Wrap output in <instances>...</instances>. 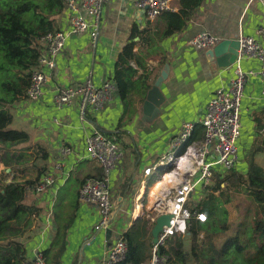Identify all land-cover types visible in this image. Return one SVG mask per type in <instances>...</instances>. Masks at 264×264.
I'll list each match as a JSON object with an SVG mask.
<instances>
[{
  "label": "crops",
  "instance_id": "0c3cea01",
  "mask_svg": "<svg viewBox=\"0 0 264 264\" xmlns=\"http://www.w3.org/2000/svg\"><path fill=\"white\" fill-rule=\"evenodd\" d=\"M133 1L108 0L101 15L96 48L90 47L84 33L69 36L55 60L51 81L43 96L35 102L22 99L13 105L11 125L28 135L23 147L30 149L26 170L22 169L27 176L20 178L35 177L36 171L31 167L34 164L37 168L46 167V175H52L55 180L44 192L32 190L26 198L27 204L41 209L36 227L25 242L27 259L36 252L47 251L50 264H101L103 260L109 236L94 231L98 221L95 206L78 199L79 188L86 178L102 177L98 162L87 158L83 142L92 125L115 134L123 152L117 168L109 176L115 208L109 229L117 238L137 219L146 218L153 225L150 221L153 197L151 200L149 197L154 192L151 191L153 185L160 180L154 179L157 175L154 173L146 176L144 170L168 153L170 140L179 133L184 122L195 123V136L202 137L199 120L204 106L213 92L225 86L234 73L233 67L218 68L207 60L205 52L208 49L193 47L192 38L205 31L220 41L237 38L239 34L258 39L257 29L264 26V3L258 0H203L186 28L160 44L169 72L160 87L164 102L159 115L151 122L142 119L146 92L142 93L141 86L125 100L114 91L100 110H87L83 118L79 116L77 100L68 107L56 106L57 88L75 87L88 76L96 85L112 77L114 61L121 48L136 29L144 28L147 20L134 7ZM178 9V2L174 0L170 11ZM67 27V14L64 13L58 20V30ZM158 59L157 55L144 59L146 70L150 72V87L163 67H158ZM131 66L137 70L132 78L135 82L144 74V69L137 68L134 62ZM243 69L257 72L258 64L249 60L243 62ZM263 88V78L257 74L247 76L240 115L239 168L244 164L253 138L250 114L264 106ZM62 146L69 147L70 153L64 157V166L59 172L53 167L61 161L59 150ZM45 153L43 161L40 157ZM118 214L121 216L117 217Z\"/></svg>",
  "mask_w": 264,
  "mask_h": 264
},
{
  "label": "trees",
  "instance_id": "16d2710c",
  "mask_svg": "<svg viewBox=\"0 0 264 264\" xmlns=\"http://www.w3.org/2000/svg\"><path fill=\"white\" fill-rule=\"evenodd\" d=\"M178 11L161 12L121 48L114 61L111 80L121 100L141 86L144 94L150 88V72L144 59L157 55L158 67L166 63L160 44L181 33L194 17L203 0H177ZM65 13L62 0H0V264H24L25 242L34 231L41 209L26 203L29 193L46 175V167L37 168L29 179H16L23 171L22 158L29 148L19 147L28 135L11 129L13 105L25 99L30 74L37 68L43 53L39 38L58 30V20ZM134 38H138L134 41ZM144 74L135 82L137 70ZM253 138L244 164L225 172H216L207 189H199L186 202L192 214L202 213L187 221L184 235H174L160 248L166 264H264V166L258 158L264 155V106L252 111ZM241 152V149H240ZM27 157V156H26ZM46 159V153L40 157ZM239 211L230 219L229 206ZM148 219H137L121 235L126 255L118 264H144L150 258L151 235ZM185 240L189 241L188 254ZM55 246V243L54 245ZM50 264L49 253H42Z\"/></svg>",
  "mask_w": 264,
  "mask_h": 264
},
{
  "label": "built area",
  "instance_id": "2783aa9c",
  "mask_svg": "<svg viewBox=\"0 0 264 264\" xmlns=\"http://www.w3.org/2000/svg\"><path fill=\"white\" fill-rule=\"evenodd\" d=\"M67 14L66 30L49 32L39 38L43 45V53L38 59V66L30 74L25 99L29 102L38 101L44 94L47 84L51 81V72L55 68V60L64 48L69 36L84 33L89 38V45L95 49L98 44L99 27L103 8L108 0H62ZM174 0H134V7L143 16L154 20L161 12L170 11ZM264 3V0H258ZM259 38L244 34L237 36L239 44L237 58L232 66L234 73L222 88L213 92L204 106L199 120L203 129L201 138H196V124L184 122L180 131L170 140L171 152L162 155L144 174L160 173L158 181L169 186L164 187L152 202L154 223L160 214L170 215L169 224L163 226L156 243H151L150 258L144 264H166V258L160 254V248L174 235H184L187 221L195 217L204 222V214H192L186 202L199 189H207L216 172H225L236 168L240 158V115L242 98L247 76L259 75L264 79V26L257 29ZM220 40L208 32L202 31L191 40L197 49H210ZM254 60L258 64L257 72L243 69V62ZM115 86L111 78H105L99 85L93 83L88 76L75 87L56 89L54 103L58 107H68L73 101L78 102L80 118L87 110L98 111L110 100ZM264 100V88L261 91ZM86 156L98 162L102 170L101 178H86L78 191L80 202L95 206L98 221L94 227L96 233L105 232L114 217L115 208L111 198L109 176L117 168L123 152L118 145L115 134L107 133L100 126L92 125L84 138ZM70 148L62 146L59 150L61 161L55 163L53 169L61 171L64 157ZM54 177L44 175L35 185L34 192L42 193L54 184ZM203 217V219H202ZM126 244L121 235L105 251L101 264H118L124 260ZM24 264H46L42 252H36Z\"/></svg>",
  "mask_w": 264,
  "mask_h": 264
},
{
  "label": "water",
  "instance_id": "95a60500",
  "mask_svg": "<svg viewBox=\"0 0 264 264\" xmlns=\"http://www.w3.org/2000/svg\"><path fill=\"white\" fill-rule=\"evenodd\" d=\"M238 48L239 44L237 38L223 39L214 47L208 49L205 52V57L218 68H229L234 65L238 54ZM168 72L169 65L168 63H165L152 86L146 91L142 103L143 121L151 122L159 115L160 106L164 102V97L161 93L160 87L162 82L167 78ZM170 217L171 216L167 214H160L154 220L153 226L150 230L152 244L156 243L158 234L162 227L169 224ZM105 234L107 238L109 236L107 244L109 248L116 239V234L111 232L109 228L105 231Z\"/></svg>",
  "mask_w": 264,
  "mask_h": 264
},
{
  "label": "rangeland",
  "instance_id": "374dc122",
  "mask_svg": "<svg viewBox=\"0 0 264 264\" xmlns=\"http://www.w3.org/2000/svg\"><path fill=\"white\" fill-rule=\"evenodd\" d=\"M11 129H15V130H18L17 129V127L13 124V125H10L9 126ZM24 145H20L19 147H23ZM168 152H171V149H169V151ZM27 156V154L22 158V162H25V163H22V166H23V168H25L24 170H26V162H28L29 161V157H26ZM245 157V156H244ZM258 161H259V163L262 165V166H264V155H262V156H260L259 158H258ZM22 168V169H23ZM4 169V166L2 165V164H0V172L2 171ZM23 170V171H24ZM23 171H17L16 172V179L17 180H20V179H22V178H20V177H25V176H27V174H25V172L23 173ZM18 174V175H17ZM29 177H30V175H29ZM160 178V173H158V175H156V177L154 178L155 180L156 179H159ZM229 211H230V219L231 220H233V219H236L237 217H238V215H239V211H238V209H236V207H235V205H231V206H229ZM121 216V214H118L117 215V217H120ZM159 216V215H158ZM157 216V217H158ZM156 217V218H157ZM153 226V225H152ZM152 228V227H151ZM185 248H184V250H185V252L188 254V251H189V241L187 240H185Z\"/></svg>",
  "mask_w": 264,
  "mask_h": 264
},
{
  "label": "bare ground",
  "instance_id": "6f19581e",
  "mask_svg": "<svg viewBox=\"0 0 264 264\" xmlns=\"http://www.w3.org/2000/svg\"><path fill=\"white\" fill-rule=\"evenodd\" d=\"M168 177L165 176L164 179L162 181H159L157 185H153V189H151V191H154L149 199L151 200V197H153V200L156 198V195L164 188L169 186L168 184H166L164 181L167 179Z\"/></svg>",
  "mask_w": 264,
  "mask_h": 264
},
{
  "label": "snow or ice",
  "instance_id": "6c2138e0",
  "mask_svg": "<svg viewBox=\"0 0 264 264\" xmlns=\"http://www.w3.org/2000/svg\"><path fill=\"white\" fill-rule=\"evenodd\" d=\"M202 219H203V217H202Z\"/></svg>",
  "mask_w": 264,
  "mask_h": 264
}]
</instances>
